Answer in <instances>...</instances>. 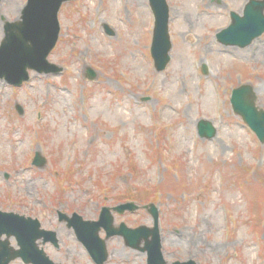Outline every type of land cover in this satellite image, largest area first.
Returning a JSON list of instances; mask_svg holds the SVG:
<instances>
[{"label":"rangeland","instance_id":"rangeland-1","mask_svg":"<svg viewBox=\"0 0 264 264\" xmlns=\"http://www.w3.org/2000/svg\"><path fill=\"white\" fill-rule=\"evenodd\" d=\"M248 2L167 0L172 49L163 71L150 53L149 0L63 4L60 38L48 57L63 71H31L19 87L0 79V210L56 228L60 249L44 248L63 264L95 263L74 230L58 222V210L96 221L102 207L129 201L140 208L113 212L115 224L152 227L144 206L157 205L169 264H264V143L230 104L233 88L248 83L264 109V34L245 48L216 38L231 11L243 15ZM26 3L1 0L0 44ZM174 75L180 82L169 87ZM201 119L215 126L214 138L199 136ZM35 152L46 158L44 167L32 164ZM107 246L106 264H147L122 237Z\"/></svg>","mask_w":264,"mask_h":264},{"label":"water","instance_id":"water-1","mask_svg":"<svg viewBox=\"0 0 264 264\" xmlns=\"http://www.w3.org/2000/svg\"><path fill=\"white\" fill-rule=\"evenodd\" d=\"M67 1L70 0H28L21 20L6 24L5 38L0 46V78L21 85L29 79L28 69L47 74L62 71L61 67L49 63L47 58L59 39L58 14ZM150 3L155 15L151 52L157 71H163L170 61L169 52L172 48L170 9L166 0H150ZM231 20L227 28L217 33L218 41L227 46H249L264 33V0H250L242 16L231 12ZM106 29L113 34L108 26ZM87 76L93 80L96 73L88 69ZM257 101L254 88L249 84H243L232 91L231 105L234 113L241 116L264 143V110L257 106ZM16 108L21 115L24 113L19 104ZM198 130L202 137L208 139L217 133L213 124L206 120L199 121ZM45 163V159L37 154L35 164L43 166ZM144 208L154 219L153 227L141 225L131 228L125 222L115 225L112 211L119 214L135 212L139 209L135 202L123 203L114 208L103 207L98 221H86L77 213L69 217L62 212L60 221L67 222L70 228L74 227L79 240L97 264H105L108 260L107 240L114 236L123 237L127 246L146 253L147 264H169L163 253L158 209L154 204L145 205ZM102 229L106 231L104 239L100 237ZM12 238L16 240V246L11 244ZM38 240H42V244L52 242L58 246L57 233L42 229L38 219L0 210V264H10L17 259L25 264H61L50 259L44 248H40ZM174 264L196 263L176 261Z\"/></svg>","mask_w":264,"mask_h":264},{"label":"bare ground","instance_id":"bare-ground-1","mask_svg":"<svg viewBox=\"0 0 264 264\" xmlns=\"http://www.w3.org/2000/svg\"><path fill=\"white\" fill-rule=\"evenodd\" d=\"M140 4H144V1L145 0H137ZM261 42H255L253 47H256L258 45H260ZM227 55H233L235 53L233 52H229V51H226ZM177 82H180V78H178V76L174 75V76H170L169 77V87H171L172 84H176ZM264 87H262L263 89ZM170 91V94L171 96L174 98V99H178V98H181V94L179 92H176V91H172V89H168ZM258 92V90H257Z\"/></svg>","mask_w":264,"mask_h":264},{"label":"flooded vegetation","instance_id":"flooded-vegetation-1","mask_svg":"<svg viewBox=\"0 0 264 264\" xmlns=\"http://www.w3.org/2000/svg\"><path fill=\"white\" fill-rule=\"evenodd\" d=\"M57 218H58V222H59V223H62V222L59 221V213H58V212H57ZM63 224H64V223H63ZM48 229H51V228H48ZM52 230H55V231L58 233V230H57L56 228H55V229H52ZM58 237H59V233H58ZM48 245L51 246V247H53L54 249H57V250L60 249V247L57 248V247H55V246L52 245V244H48Z\"/></svg>","mask_w":264,"mask_h":264}]
</instances>
